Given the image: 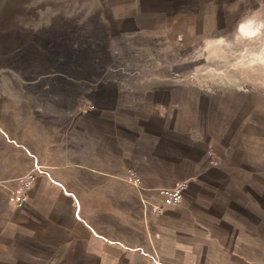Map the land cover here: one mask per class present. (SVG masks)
Masks as SVG:
<instances>
[{"label": "rangeland", "instance_id": "obj_1", "mask_svg": "<svg viewBox=\"0 0 264 264\" xmlns=\"http://www.w3.org/2000/svg\"><path fill=\"white\" fill-rule=\"evenodd\" d=\"M253 11L264 14V0H0V179L37 166L40 180L26 202L29 213L14 217L43 222L46 206L63 200L70 186L87 188L88 205L98 184L119 185L120 199L142 191L132 170L117 172L114 182L97 177L95 158L103 155L97 144L114 148L112 120L132 123L131 132L149 123V154L163 149L159 141L199 157L192 161L200 170L194 179L206 181L207 191H199L217 206L209 218L216 238L207 240L215 255L209 245L208 256L192 259L264 264V65L251 64L256 45L219 44ZM127 133L121 131L125 138L115 146L128 158L140 139ZM191 138L200 146L189 145ZM32 149L41 160L29 157ZM105 156L111 172V154ZM119 161L121 168L133 162ZM73 196L64 201L70 215L56 208L57 221L81 216L110 236L111 225L101 224L95 208L77 207L79 192ZM223 227L231 235L221 238ZM40 254L39 263L48 264ZM21 260L0 258V264ZM55 260L63 264L62 257Z\"/></svg>", "mask_w": 264, "mask_h": 264}, {"label": "crops", "instance_id": "obj_2", "mask_svg": "<svg viewBox=\"0 0 264 264\" xmlns=\"http://www.w3.org/2000/svg\"><path fill=\"white\" fill-rule=\"evenodd\" d=\"M106 122L108 123V121ZM131 124L127 122L126 126L119 120L111 121L113 130L111 143L114 148L112 151L109 150L106 141V145L97 144L99 146L97 153L101 151L103 155L96 154V160L94 159L96 161L95 171L97 177L112 176L111 180L114 182V174L132 170V174L137 177L136 179L143 190L137 188L134 190L137 194L135 193L133 197L120 199L121 189L119 185L114 183L111 185L98 184L95 186L96 199L94 204L88 205L85 204L88 201L85 199L91 201L92 197L91 193L87 192V188L83 185L80 188L70 186L69 190L63 193L64 195L61 197L63 200H58L52 206H46L48 207V217L43 219V222H41L40 217L34 218L33 215H27L26 219L14 217L16 211L29 213L26 209L27 204L23 209L15 208L8 202L5 192L0 190V258L18 257L22 259V264H40V250H42V256H46L49 260L48 264H57L56 257H62L63 264H197L196 259L192 258L208 256L210 246L213 247L211 255H215L216 246L212 242L208 244L207 240L212 241L216 238L213 235L215 229L210 225L209 218L213 217L215 213L213 210L217 206L215 200L213 201L214 198L205 199L204 194L200 192L202 188L203 192L207 191L209 186L205 185L207 184L206 181H201L198 184L194 179V177L199 176L200 170L193 168L192 161L198 160L199 157H190L174 146H167L175 142H166L168 144L163 146L159 141H156V145L162 146L163 149L154 153L152 150L154 154L152 156L149 154V148L151 149L153 145L151 141L152 124L143 123L138 126L141 131L134 132H131ZM126 128L130 135H136V138L140 139L139 143H134L137 147L131 149L132 151L135 150L134 157L123 156L121 153L123 150L115 146L116 144L120 145V140L125 138L121 137L120 134ZM174 133L181 135L175 130ZM123 134L125 135L124 132ZM175 141L182 144V141ZM190 141L191 144L189 145L200 146L196 139L191 138ZM3 145L7 147L6 143ZM15 145L19 146L17 143ZM109 153L112 162L111 172L105 170L109 167L107 165L109 161H105L109 159L105 155ZM29 154H31L29 157L33 161L42 159L36 149H32V153L29 152ZM128 159L133 160L130 166H122L123 168H121L119 160ZM154 160L159 163H154ZM40 172L38 171V173ZM185 178H189V184L183 192L182 200L175 205L165 206L162 212H157L156 206L161 203L158 190L173 187ZM39 183L38 177L37 183L35 182L33 186L35 190H37ZM77 192L80 193L82 199L80 202H76L77 207L95 208V215L102 218L101 224L111 225L110 236L108 229L103 231L90 229L88 219L81 216L74 218L71 215L70 222L62 223L60 219L57 221L56 208H63L64 213L70 215V212L67 211L68 206L64 204V201L68 194L75 198L73 194ZM36 205L39 206V203ZM29 221L35 225L30 223L32 228L25 230V226H30ZM124 225L127 227L125 228ZM229 225L231 224L229 223ZM239 225V234L242 235L245 230L243 233L241 232V219ZM244 225L247 229L246 220ZM125 230H127L126 234L124 233ZM218 234L221 238H225L227 237L226 234L229 236L231 232L223 227ZM201 241H206L204 246L199 245ZM33 242L37 243L35 247L37 246L38 249L29 252L35 249L32 245ZM200 248L203 253L194 252ZM57 249L61 252L57 253ZM230 254V252H225L223 256Z\"/></svg>", "mask_w": 264, "mask_h": 264}, {"label": "built area", "instance_id": "obj_3", "mask_svg": "<svg viewBox=\"0 0 264 264\" xmlns=\"http://www.w3.org/2000/svg\"><path fill=\"white\" fill-rule=\"evenodd\" d=\"M37 166L30 168L24 174L20 176L10 177L6 179H0V190L6 192L7 200L17 209H23L33 184L36 181ZM135 182L138 181L136 178ZM187 184L185 181H181L179 184L168 187L160 188L158 194L161 197L160 205L156 206L157 212H162L165 206L175 205L183 196L184 189ZM143 189V188H142Z\"/></svg>", "mask_w": 264, "mask_h": 264}, {"label": "clouds", "instance_id": "obj_4", "mask_svg": "<svg viewBox=\"0 0 264 264\" xmlns=\"http://www.w3.org/2000/svg\"><path fill=\"white\" fill-rule=\"evenodd\" d=\"M232 11L231 8L227 9ZM256 45L251 49V64L264 65V14L253 11L249 15L243 16L236 24L231 38H221L219 44L226 48H233L241 44ZM247 53L249 48H245ZM260 86L264 87V82H260Z\"/></svg>", "mask_w": 264, "mask_h": 264}]
</instances>
